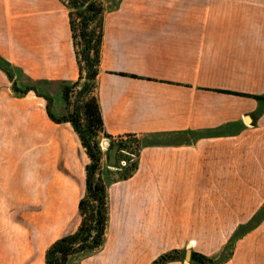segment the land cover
<instances>
[{
    "label": "crops",
    "instance_id": "1",
    "mask_svg": "<svg viewBox=\"0 0 264 264\" xmlns=\"http://www.w3.org/2000/svg\"><path fill=\"white\" fill-rule=\"evenodd\" d=\"M0 58L38 91L16 95L0 69V264H46L81 224L90 162L73 125L48 113L63 116L66 100L46 87L80 76L68 8L0 0ZM96 96L106 132L142 147L132 177L108 183L104 246L67 264L181 249L264 264V0H116ZM239 224L253 227L218 260Z\"/></svg>",
    "mask_w": 264,
    "mask_h": 264
},
{
    "label": "trees",
    "instance_id": "2",
    "mask_svg": "<svg viewBox=\"0 0 264 264\" xmlns=\"http://www.w3.org/2000/svg\"><path fill=\"white\" fill-rule=\"evenodd\" d=\"M71 6L77 10V23L73 22L74 12H70V25L74 39V48L77 62L80 68L79 80L72 85L75 90L78 83L83 79L85 73L86 83L79 92H76L74 100L66 96V112L63 116H55L49 109L50 118L56 123L70 122L78 133L83 147L90 160L86 168V194L80 201L79 209L82 222L76 232L67 235L53 244L47 251L46 264H67L70 257L78 254L88 255L101 249L106 241V232L110 221V209L108 199V184L105 182L106 169L103 165L104 153L101 150V139L106 138L112 145L119 146L117 155V179L115 181L127 180L138 167V158L141 151V141L135 135H128V142L123 138L114 139L105 130L102 112L97 96V78L100 72L101 48L103 40V22L105 8L97 1L92 0H69ZM69 8V7H68ZM77 28H76V26ZM79 41V42H78ZM80 48V50H79ZM0 69L3 70L12 83V89L18 96H23L30 91L38 93L35 85L20 87L14 76L15 68L0 58ZM17 71V70H16ZM73 94V90L71 91ZM256 99L263 101L264 97ZM49 104L51 100H49ZM51 106V105H50ZM132 150L136 160L122 154L123 150ZM107 154V153H106ZM127 161L126 166L121 161ZM108 169V168H107ZM116 173V172H114ZM112 181V182H113ZM260 222L254 221V224ZM245 225H240L238 233ZM239 234L236 235V238ZM179 250H173L161 255L152 264H167L179 261ZM192 264H216L214 258L198 252H192Z\"/></svg>",
    "mask_w": 264,
    "mask_h": 264
},
{
    "label": "rangeland",
    "instance_id": "3",
    "mask_svg": "<svg viewBox=\"0 0 264 264\" xmlns=\"http://www.w3.org/2000/svg\"><path fill=\"white\" fill-rule=\"evenodd\" d=\"M63 3H64V5L68 8V10L70 11V12H74L73 14H75L76 12H77V10L76 9H74L72 6H71V3L69 2V0H61ZM92 1H97L98 3H100L101 5H103V7L105 8L106 6H109L110 7V5L111 6H113V5H115L116 4V0H92ZM73 22H75V24L76 25H78V21H77V15L75 14L74 16H73ZM75 25V26H76ZM76 28H77V26H76ZM79 42V41H78ZM79 50H80V48H79ZM80 69V68H79ZM13 72H14V76H15V78H16V80L18 81V84H19V86L20 87H22V88H24L25 86H30V85H33L34 83H32V82H28L27 80H26V78L23 76V74L21 73H19L18 71H16V69L15 70H13ZM80 77V76H79ZM82 77H83V79L82 80H80L79 81V83H78V87H76V89L74 90L73 89V85L72 84H70V85H68V86H55L54 84H51V85H49V86H47L46 87V89H49V90H63L64 91V97H65V93H66V96L68 97V95H69V97L70 98H72V100H74V98H75V96H76V92H79L81 89H82V87L84 86V84L86 83V79H85V73H84V75H82ZM6 78H8V77H6ZM8 80H9V78H8ZM79 80V79H78ZM77 80V81H78ZM10 81V80H9ZM11 83V82H10ZM11 85H12V83H11ZM35 85V84H34ZM36 87H37V84H36ZM73 90V94L71 93V91ZM95 94H96V91H95ZM51 105H52V102H51ZM103 139H106V138H103ZM103 139H101V141L103 140ZM123 142H128V140H130V138H128V137H124L123 139ZM116 145V144H115ZM113 146V145H112ZM112 146L109 148V151L107 152L106 151V155H104L105 156V158H106V160L105 161H103V165H104V168L106 169V171H105V174H104V179H105V182L108 184V183H110L111 181H113V180H115V179H117V177L119 176V175H117L118 173L116 172V173H112V172H110L109 170H107V166L109 165L108 164V161H109V152H110V150H111V148H112ZM127 151H129L130 153H132V150L131 149H128L127 148ZM119 152V151H118ZM133 154V153H132ZM118 155V154H117ZM136 156V155H135ZM117 163H118V161H117ZM117 165V164H116ZM116 167V166H115ZM114 168V167H113ZM257 220H258V218H257ZM256 221V220H255ZM82 222V221H81ZM240 224H244V223H240ZM239 224V225H240ZM253 227V224H248L247 226H245L243 229H241V231H239V237L240 236H242V235H244L250 228H252ZM235 238V237H234ZM234 238H231V240L229 241V245L227 246V248L226 249H224V252L223 253H221V256L220 257H218V260H223V259H225L227 256H229V254H230V252H231V249H232V246H233V244L235 243V241L238 239V238H236V239H234ZM186 252H187V249H181V250H179V253H178V258L180 259V261H181V263L182 264H186V261H190V260H186ZM84 255V254H83ZM215 259V258H214ZM216 260V259H215Z\"/></svg>",
    "mask_w": 264,
    "mask_h": 264
},
{
    "label": "water",
    "instance_id": "4",
    "mask_svg": "<svg viewBox=\"0 0 264 264\" xmlns=\"http://www.w3.org/2000/svg\"><path fill=\"white\" fill-rule=\"evenodd\" d=\"M119 151V146L118 145H113L110 152H109V161L108 164L110 167H115L117 164V154ZM192 252L187 251L186 252V260H191Z\"/></svg>",
    "mask_w": 264,
    "mask_h": 264
},
{
    "label": "built area",
    "instance_id": "5",
    "mask_svg": "<svg viewBox=\"0 0 264 264\" xmlns=\"http://www.w3.org/2000/svg\"><path fill=\"white\" fill-rule=\"evenodd\" d=\"M100 147H101V150H102L103 153L104 152L106 153V151L108 152L109 151V148H110V142H109V140L108 139H103L101 141V143H100ZM122 154H125V155L129 156L132 159V161L136 160L135 154H132L129 151L123 150L122 151ZM120 163H121L122 166H126L127 161L122 160Z\"/></svg>",
    "mask_w": 264,
    "mask_h": 264
}]
</instances>
